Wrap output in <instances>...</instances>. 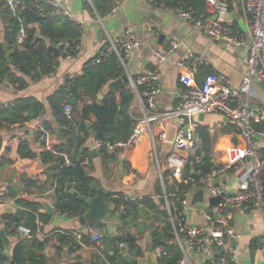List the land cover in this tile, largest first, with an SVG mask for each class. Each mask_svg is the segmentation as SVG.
I'll list each match as a JSON object with an SVG mask.
<instances>
[{
    "label": "crops",
    "instance_id": "0c3cea01",
    "mask_svg": "<svg viewBox=\"0 0 264 264\" xmlns=\"http://www.w3.org/2000/svg\"><path fill=\"white\" fill-rule=\"evenodd\" d=\"M56 1L69 10L70 16H48L67 17L81 28L82 36L77 54L68 59L60 52L57 45L50 40H45L46 45L57 56L56 67L52 74L40 81L33 82L31 78L18 72V75L29 83V86L23 90H18L9 78L0 80L1 106L10 107L18 100L27 98H34L44 105L43 113L36 120L21 126L17 125L10 130L0 128V201L3 200L7 188L10 186L22 187L24 182L36 180L39 182L36 194L25 195L30 201L40 203L42 205L40 213L47 217V219L44 218L45 222H40V230L36 237L31 234L26 236L19 231L10 236L12 243L9 254L5 253V247L4 254L10 260L17 244L24 241L29 243V248H32L36 238L37 247H40L41 244L43 247L36 250L38 256L29 264H41L40 256L45 259L46 264H132L126 258L143 264L147 257L146 246L150 244L152 260L155 264H160L159 258L163 250H153L151 242L153 212L148 215L149 220L143 215L139 221L131 216L128 224L123 228L121 221L123 208L120 209V212H115L114 206L108 204L110 215L118 214L120 217V225L115 238L123 234L143 251V256H141L131 253L128 249L126 256H123L121 253L122 247L119 245L116 255H113L116 257L115 261L110 263L108 258L113 256L111 255L112 252L106 248V239L103 245L98 247L92 243L87 232L88 226L95 224V222L83 226L80 222L81 216L61 213L58 209L54 198L55 186L52 184V173L41 159L43 152L52 150L55 146L60 145L63 140L62 130L55 120L51 98L59 94L72 99V82L83 78L88 69L96 67L92 64L93 60L100 57L105 49L111 45V41H117L123 32L132 30L140 44L132 50L124 64L119 58H116L117 56H111L103 64H99L105 65L104 71L108 74L112 72L116 74V65L122 69L119 76L111 78L101 90L99 100L114 95L119 105L124 104L127 106L121 98V93L124 89L129 90L133 98L127 107L128 114L135 121V127L148 120V123L143 124L147 127V133L140 145L127 151L123 156L117 152L118 160H109L105 163L100 148H96L98 141L95 140L93 135L92 127L96 118L93 114H90L86 123L91 136L86 147L90 150L91 159L87 157L84 160L85 162L89 159L90 162L88 166L84 167L95 178L97 192L98 190H104L107 194H123L127 199L137 200L138 202L152 199L157 206H160L161 200L164 199L166 208L170 211V203L175 204L166 195V184L172 186L175 182L181 183L183 181L185 184H194L193 181L196 180L195 178L194 180H184L183 176L179 179L175 178V172L168 167L169 157L187 158V155L174 146L176 135L181 127L178 120L173 116L165 117V115L174 113L180 107L181 97L179 91L183 88L180 79L182 75L188 74V69L194 72V80L198 86L203 84L209 74L228 76L234 87H239L243 83L244 78L249 73L247 56L250 43V26L247 24V15L244 12V6L249 0H228L231 12L229 23L247 43L241 47L224 41H214L207 32L195 29L190 23L182 20L172 11L151 4L147 0H126L122 3L120 9L111 16L99 12V0ZM195 3L198 7H204L202 15L208 17L207 0H204V3L201 0H195ZM1 12L0 9V32L1 40L4 41L7 25ZM236 14L240 16L247 31L240 27L239 22L234 17ZM38 16L42 19V16L47 15ZM38 22H35L32 28L37 29ZM171 43H177L178 48L170 59L159 67L162 93L155 97L154 105L149 106L146 99L141 95L144 87L134 82H137L139 77L157 68L154 52L169 48ZM125 75L128 76L129 82L123 85L119 92L116 93L108 89L110 82ZM68 104L73 107V118L79 127L82 114L75 113L73 102L65 105ZM79 104L78 109L81 110L85 104L92 105L93 101L80 99ZM251 104L261 114V118L254 121L253 124L264 122V85L259 88L257 95L251 99ZM194 122L198 123V131H202V139L206 143L208 141L207 144L210 143L213 164L216 167L231 162L234 151L246 148V144L239 134L241 126L238 122L229 120L222 114L205 115L202 121L194 120ZM44 124H49L53 132L46 130L44 136L38 139L37 132L43 129ZM163 134H166V140H161ZM152 138H154V143ZM255 139L258 149L264 155V137L255 135ZM22 143L29 144L31 151L36 154L35 160L22 159L19 156V147ZM93 150H96V154L93 153ZM116 151L109 150L110 153ZM67 164H70L69 159ZM249 166V161H247L239 168L223 172L218 176L200 178L202 188L191 191L190 209L187 212L192 227L205 225L204 210L215 208L209 203V198H211L209 190L211 187L216 185L227 192H232L237 189L241 180L247 174ZM203 189H208L204 201L192 205L194 194ZM6 200L7 202L15 201ZM45 204H49L56 212L52 215L48 214ZM160 208L163 210L162 204ZM10 210L12 211L10 212ZM22 210L15 202L6 207H0V230L7 229L6 219L8 215L17 216ZM228 213L230 225L235 231L233 237L237 241V246L234 248L239 254L238 264H264V206L261 209H232ZM142 221L147 222L149 225L148 230L144 229ZM154 224L162 226L164 220L155 221ZM103 229L107 233L106 227ZM85 238H89V243L84 242ZM175 243L183 251L182 264H203L208 261L209 254L198 253L191 248H187L186 245L183 249L176 234ZM7 263L6 261L3 264Z\"/></svg>",
    "mask_w": 264,
    "mask_h": 264
},
{
    "label": "trees",
    "instance_id": "16d2710c",
    "mask_svg": "<svg viewBox=\"0 0 264 264\" xmlns=\"http://www.w3.org/2000/svg\"><path fill=\"white\" fill-rule=\"evenodd\" d=\"M29 1L33 2L34 0ZM201 1L204 3V0ZM154 3L156 6L169 10L177 9L181 4H185L186 8L190 9L196 16L202 15L204 11V7H198L195 0H154ZM113 5V0H99V12L106 15ZM45 8L47 12L51 9L49 6H45ZM0 9L2 10V18L7 25L4 41L1 40L0 32V80L9 78L18 90H23L29 86V83L18 75V72L31 78L33 82L40 81L54 72L57 56L46 45L45 40H50L55 45H58L61 41H70L73 50L80 46L81 28L67 17L42 16V19L37 23L38 28L34 29L32 26L35 25V16H38L34 9L16 10L13 12L6 5L5 0H0ZM21 23L29 27V35L24 45L19 47L16 43V36ZM5 47L8 48L10 53L11 63L7 60ZM77 52L74 50L72 55L75 56ZM64 57H66L65 54ZM116 58L118 59V57ZM93 65L96 67L88 69L83 78L72 82V99H68L66 95L59 94L51 98L55 111V120L62 130L63 140L60 145L41 154L43 164L52 173L51 179L52 184L55 186L54 198L57 207L61 213L71 216H82L88 207L85 203L75 199L68 193V184L73 185L81 196L92 198L97 194L96 180L91 176L90 171L83 166V162L87 157L91 159L90 150L86 147L87 141L91 136L90 129L87 128L86 123L88 116L93 114L96 118L92 127L95 140L108 144L127 141L135 127V121L130 117L127 109L133 98L129 90L124 89L121 93V98L127 106L124 104L122 106L119 105L114 95L99 100L101 90L111 78L118 77L122 69L116 65V74H114L115 72L108 74L104 71L105 65ZM80 99H90L93 104H85L80 110L78 109ZM69 102L75 104V113L82 114L79 127L76 125L74 118L68 119L64 114L63 106ZM120 106L122 107L121 109ZM43 111V103L34 98L18 100L10 107L0 105V128L10 130L17 125H24L39 118ZM253 129L257 133L264 132V122L254 123ZM46 130L53 132L49 124H44L43 129L37 132L38 139L44 136ZM200 133L202 135V131ZM207 143L203 139V148L197 154L198 157H202V163L195 164V158H191L182 174L184 180H194L193 172L199 174L198 176L201 179H204L217 169L213 164L210 143ZM100 152L105 163L109 160H118L117 152L119 151L110 153L106 147H102ZM19 156L22 159H36V154L31 151L28 143L20 145ZM80 156H82V160L78 161ZM68 159L70 164H67ZM193 182L194 184H185L184 181L181 183L175 182L172 186H167L166 184V195L175 204L172 205L170 203V211L167 210L164 199L161 200L163 205V210H161V204L157 206L152 199L138 202L137 200H128L123 194H108V204L114 206L115 212H120V209L123 208L121 215L123 228L128 224L131 216L139 221L142 215L148 219V215L151 212L154 213L152 217L154 221L151 224V242L153 250H163L159 258L160 264H180L184 259L183 251L175 243V228L170 221V214L175 216L179 213L180 203L186 193L191 192L193 189L202 188L200 181ZM37 188H39V182L36 180L24 182L22 187L10 186L7 188L3 200L0 202L5 203L7 202L6 199L15 200L17 206L23 209L17 216H7L6 231L9 236L15 235L18 229L23 227L36 237L40 230V222L46 221L44 218L47 219V217L40 213L42 205L38 202L30 201L26 197V195L36 194ZM161 219L164 220L162 226L154 224L155 221H160ZM95 225L102 229L106 227L99 222H95ZM84 242L89 243V238H85ZM122 243L128 246L131 253L143 256V251L139 246L123 234L114 240L116 251ZM36 244V238L32 248H29V243L20 242L15 246L13 257L9 260L4 254L3 244L0 243V264L6 261L8 262L7 264H29L38 256L36 250H40L43 247L42 244L40 247H37ZM115 258V256L109 257L108 260L110 263H114ZM40 263L46 264L42 256H40Z\"/></svg>",
    "mask_w": 264,
    "mask_h": 264
},
{
    "label": "built area",
    "instance_id": "2783aa9c",
    "mask_svg": "<svg viewBox=\"0 0 264 264\" xmlns=\"http://www.w3.org/2000/svg\"><path fill=\"white\" fill-rule=\"evenodd\" d=\"M126 0H113L112 9L106 14H115ZM154 4V0H147ZM8 7L16 10L34 9L38 15H63L70 16V12L60 2L56 0H5ZM208 17L196 16L185 4H181L177 9L170 10L182 20L190 23L195 29L205 31L217 42H227L235 46H245L246 40L236 32L231 24L230 7L228 0H207ZM51 9L47 12L45 6ZM169 10V9H166ZM247 15V24L250 26V43L248 45L247 66L248 75L244 78L239 87L231 84L228 76L224 74H209L203 84L198 86L194 80V72L188 69L187 75L181 76L183 88L179 91L181 97L180 107L172 114L165 117H175L180 129L176 135L174 146L177 150L184 152L187 158L171 156L168 158V167L174 169L175 178H181L183 171L191 158H195V164L202 163V157L197 154L203 148V139L198 131V123L194 122V117L200 114H222L229 120L240 124L239 134L246 144L244 150H236L233 153L232 161L217 167L211 177L237 169L249 161L247 174L241 180L237 189L227 192L219 186L213 185L209 190L211 197L223 196L222 201L214 209L204 210L206 224L199 227H192L188 220L187 212L190 209L191 192L180 203V211L177 215L170 214V221L175 228V234L179 239L180 246L184 249L189 243L190 248L198 253L209 254V259L203 264H238L239 254L235 248H225L228 239L234 236L235 231L230 225L229 211L232 209H261L264 206V155L257 147L255 135L264 137V133H257L253 129V122L261 118V114L251 104V99L257 95L261 86L264 85V0H249L244 6ZM214 16V19H213ZM28 29L21 23L16 36V43L22 47L28 38ZM137 40L132 30H126L117 41H111V45L96 58L93 64H101L111 56H117L124 64L129 58L132 50L138 46ZM57 47L60 52L71 59L74 50L77 52L79 46L73 50L70 41H61ZM178 48L177 43H171L165 50L154 52L157 68L138 78L135 84L143 86L142 97L146 99L149 106H153L155 97L162 93L160 85V66L165 64ZM264 109V106H263ZM64 114L68 119L74 117V110L71 105H65ZM148 120L138 124L131 136L125 142L108 144L102 141L96 143V148L106 147L108 150H118L123 156L127 151L142 143L147 127L143 124ZM184 128L187 131L184 132ZM153 143H154V138ZM161 140H166L163 134ZM90 164L89 159L83 162V166ZM129 200V199H128ZM15 201L0 202V207H6ZM26 236H30V231L26 228H19ZM87 232L92 243L100 247L103 245L107 233L104 229L95 224L87 228ZM120 247L128 250L124 243ZM225 248L222 252L219 249ZM181 262L180 264H182Z\"/></svg>",
    "mask_w": 264,
    "mask_h": 264
},
{
    "label": "water",
    "instance_id": "95a60500",
    "mask_svg": "<svg viewBox=\"0 0 264 264\" xmlns=\"http://www.w3.org/2000/svg\"><path fill=\"white\" fill-rule=\"evenodd\" d=\"M235 19L239 22L240 27L243 30H246V26L245 24L241 21V18L238 14H236ZM41 19L40 16H35V22H38ZM5 50L7 52V60L9 63H11L10 60V53L8 51V48L5 47ZM129 82L128 76H122L121 78H118L112 82H110L108 84V89L114 92H119L120 88L127 84ZM101 97V95H100ZM205 118V115L200 114L198 116L194 117L195 121H202ZM88 126L90 127V125L88 124ZM187 131V128H184V132ZM93 153L96 154V150H93ZM82 160V156L79 157L78 161ZM39 161H41L39 159ZM172 171L174 172V169H172ZM193 177L195 178L196 181L200 180V177L198 176V174L194 173ZM67 191L72 194L74 196V198L78 199L79 201L85 203L87 205V211L81 216L80 218V222L83 226H86L90 223L93 222H100L102 224H104L106 226L107 229V236H106V248L108 250H110L112 253L111 255H115L116 253V248L114 246V240H115V236H116V232L118 230V227L120 225V217L118 214H115L114 216H111L109 213V208H108V194L107 192H105L104 190H98L96 196L92 197V198H86V197H82L79 196L78 193L76 192V189L73 185L68 184L67 185ZM207 191L208 189H203L198 191L197 193L194 194L193 199H192V205H196L197 203H202L204 201V196L207 195ZM223 196H217V197H211L209 198V203L212 207H217L218 204L222 201ZM45 207L47 208V213L52 215L54 214L56 211L49 205V204H45ZM12 210H10L11 212ZM143 218V217H142ZM142 224L144 226L145 230L149 229V225L147 224L146 221H142ZM0 243H2L5 247V253L9 254V250L11 247V238L8 235L6 229H2L0 230ZM187 248H190L189 243L185 244ZM237 246V241L236 238L231 236L228 241L227 244L225 246V248H234ZM219 249V251L221 250V252L225 249ZM151 246L150 244H148L146 246V253H147V257L145 262H143V264H155L152 260L151 257ZM121 253L123 256H126L127 254V250L122 248L121 249ZM126 260L129 263L132 264H140L139 261H133L130 258H126ZM142 264V263H141Z\"/></svg>",
    "mask_w": 264,
    "mask_h": 264
}]
</instances>
